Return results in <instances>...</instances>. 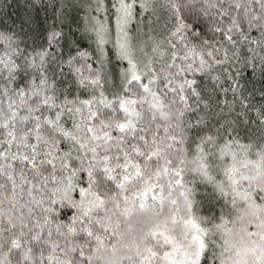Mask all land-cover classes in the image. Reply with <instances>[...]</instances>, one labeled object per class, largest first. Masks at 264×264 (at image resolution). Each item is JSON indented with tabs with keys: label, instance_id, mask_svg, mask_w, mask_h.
<instances>
[{
	"label": "snow or ice",
	"instance_id": "obj_1",
	"mask_svg": "<svg viewBox=\"0 0 264 264\" xmlns=\"http://www.w3.org/2000/svg\"><path fill=\"white\" fill-rule=\"evenodd\" d=\"M23 9L0 28V264H264V0Z\"/></svg>",
	"mask_w": 264,
	"mask_h": 264
},
{
	"label": "trees",
	"instance_id": "obj_2",
	"mask_svg": "<svg viewBox=\"0 0 264 264\" xmlns=\"http://www.w3.org/2000/svg\"><path fill=\"white\" fill-rule=\"evenodd\" d=\"M23 11V0H0V28L12 27L13 21L18 22Z\"/></svg>",
	"mask_w": 264,
	"mask_h": 264
}]
</instances>
